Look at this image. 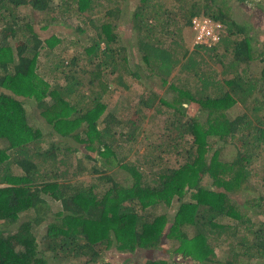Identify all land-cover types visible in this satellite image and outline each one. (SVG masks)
Masks as SVG:
<instances>
[{"label": "trees", "instance_id": "1", "mask_svg": "<svg viewBox=\"0 0 264 264\" xmlns=\"http://www.w3.org/2000/svg\"><path fill=\"white\" fill-rule=\"evenodd\" d=\"M209 2L195 1L183 25L206 14L224 33L190 49L193 39L173 38L169 18L178 10L167 0H139L129 15L123 0H0V264H264V177L256 166L264 170V31L248 34ZM26 5L86 35L75 36L80 48L63 60L73 40L41 38L16 15ZM127 17L147 76L158 75L164 88L143 95L161 142L139 162L127 158L147 114H116L103 100L129 90L126 79L135 76L119 35ZM43 55L52 58L46 66ZM115 166L130 180L116 178ZM84 172L92 182L73 180Z\"/></svg>", "mask_w": 264, "mask_h": 264}, {"label": "rangeland", "instance_id": "2", "mask_svg": "<svg viewBox=\"0 0 264 264\" xmlns=\"http://www.w3.org/2000/svg\"><path fill=\"white\" fill-rule=\"evenodd\" d=\"M125 1V2H124ZM139 0H123L124 10H128V15L132 11V9L135 8L137 2ZM172 0H167L168 7L172 10H178L175 15H171L170 18L168 17L167 13L163 16L164 21H166L165 18H169V22H172L171 28L175 31V36L173 38L180 39L184 42H188L187 40H191L192 44L190 45V49L194 48V38H195V32L192 28L184 27V22L186 19V14L189 13V9L192 7L193 3L197 0H177L174 2H171ZM202 3L206 2V0H201ZM215 3H211L210 6H212L213 10H221L224 12H229L232 17L239 22L240 25H242L245 28V32L248 34H258L259 31H264V12H261V9L257 6V2H261L262 9H264V0H256V2L251 3H243L238 0H214ZM55 4H59L61 0H54ZM170 2V3H169ZM184 5V9H179V6ZM166 6V7H167ZM196 7H193L192 10H196ZM263 11V10H262ZM53 11L50 10L48 13L51 15ZM201 12H203L201 10ZM25 15L26 18H28L35 26L37 32L40 33L41 38H49L52 35L59 36L61 33L64 34V36L67 38V40H73L72 47L66 52H62V59L66 60L69 59L74 52H76L80 48V44L78 43L77 46H74V39L76 37H86L84 34L76 33L72 30L70 27H64L62 22H59V24H55L49 20L45 19V13L34 9L31 5L21 6L17 9V13ZM60 15L59 13L57 14ZM62 17V16H61ZM86 19H90L91 17H85ZM174 17V18H173ZM70 22L72 25H77L80 23V26L82 27L86 26L82 21H79V18L77 17H70L65 18L66 20ZM63 20V17H62ZM62 26V27H59ZM87 27V26H86ZM3 26L0 23V35L3 34ZM86 34H94L93 28L87 27ZM120 32V33H119ZM119 35L121 41H123L124 46H127V52L129 55V61L130 65L134 70L135 76H129L126 80H128V83L130 85L129 90H125L122 87L115 88L116 90L112 95L111 93L105 94L103 97V100L108 105V109L113 111L116 114H121L122 109H128L129 112H131V118L136 120H141V118L147 114L146 118H143L142 122L140 123L141 126V133L136 142H134L133 151L131 152L130 156L127 158L128 161L131 162H139L142 156L146 154H155L154 152H151L154 145L161 142L160 136V130L156 125H160V120L157 116H155V113L153 110H148L142 105L143 95L146 92L147 89H156V90H163L160 86V79L158 75H154L152 77H148L147 74H152V71L146 66L145 62L143 61L138 47L134 48L136 46V34L131 29V25L129 22V18H126V23L123 24L119 29ZM99 37L94 38V40H98ZM105 42H101V47H104ZM203 52V50H201ZM57 50L55 51V53ZM43 55L41 59V62H45V66L50 63L52 58H48ZM207 58V54H205V59ZM230 58L227 59V61L230 63ZM210 64H213L209 59ZM217 70L221 71V74H223L222 66H217ZM228 68H231V65L228 66ZM110 88H113V85L110 84ZM1 91V88H0ZM156 103V102H155ZM30 110V106H29ZM154 116V117H153ZM4 143L3 140H0V146H2ZM50 144V141L48 142ZM167 153V152H166ZM164 154V156L166 155ZM234 153V147L231 146V144L226 145L225 149L223 150L222 156L230 157ZM169 162L175 161L176 157L172 154H169L167 156ZM264 162V158H261ZM173 164V163H172ZM175 164V163H174ZM257 166V172L258 175H261L264 177V170L261 165V163L256 164ZM16 170H20L19 168H16ZM112 173L115 174L116 178L121 180H130L129 173L122 169L120 166H115L112 168ZM95 175L91 173L84 172L81 175H78L73 180H78V183L80 182H92ZM77 182V181H76ZM246 197H249V193L245 192ZM49 203H52L49 201ZM60 206H57L55 203H52L53 210H57ZM163 254L162 252H158L157 255ZM150 254L146 252V256L149 257ZM141 257L145 258V255L142 253ZM182 264H189L186 261H182ZM243 264H260L259 261L255 259H245L243 261ZM50 264H57L56 261H51ZM62 264H93L92 262H86L85 260H74V261H68L63 262Z\"/></svg>", "mask_w": 264, "mask_h": 264}, {"label": "built area", "instance_id": "3", "mask_svg": "<svg viewBox=\"0 0 264 264\" xmlns=\"http://www.w3.org/2000/svg\"><path fill=\"white\" fill-rule=\"evenodd\" d=\"M195 32L194 44L211 46L219 42L224 33L222 22L206 14H197L191 19Z\"/></svg>", "mask_w": 264, "mask_h": 264}]
</instances>
